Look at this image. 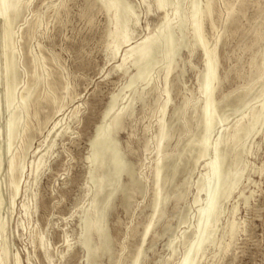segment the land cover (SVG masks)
Returning a JSON list of instances; mask_svg holds the SVG:
<instances>
[{"label": "rangeland", "instance_id": "obj_1", "mask_svg": "<svg viewBox=\"0 0 264 264\" xmlns=\"http://www.w3.org/2000/svg\"><path fill=\"white\" fill-rule=\"evenodd\" d=\"M125 1L131 5L134 15L131 14L128 22L131 43H134L157 28L162 11L156 7L155 0ZM189 2L182 0L187 13ZM206 2L199 0L197 5L205 9ZM210 3V14L203 18V34L209 47L216 46L218 55L221 81L216 97L251 88L243 100L231 97L229 104L219 107L225 117L219 125L224 123L226 127L241 116L246 117L249 109L260 102L264 106V93L258 95L264 84V70L261 74L257 70L264 53V0H210ZM112 23V12H105L94 0H30L13 24L18 61L12 78L15 96L18 99L26 87H31L34 97L24 118L28 130L17 136L8 151L5 122L11 109L4 107L1 78L0 221L3 218L5 225L0 233V264H15L16 255L21 264H90L82 244L83 216L96 188L91 172L99 171L88 159L92 150L90 141L99 123L104 124L108 119L103 115L111 93L120 89L135 71L131 60L125 68L118 66L124 45L116 55H111L108 32L113 28ZM186 31L190 42L191 31L189 28ZM218 35L220 39L215 42ZM195 49L190 55L187 47L182 46L174 56L167 85L171 98L168 121L174 105H181L185 99L193 103L199 97V76L205 61L202 49ZM151 74L153 82L143 89L144 101L134 103L133 114L117 133L120 148L129 162L128 169L140 183L129 190L127 203L121 197L115 198L105 218L112 241L110 251L99 256L95 264H131L153 211V147L159 105L165 93L162 68L158 66ZM141 87L142 83H137L136 88ZM124 93L116 104L119 108L132 94L130 90ZM191 111L188 106L185 116H190ZM21 113L24 114L23 110ZM263 118L264 107L262 123L242 139L241 154L234 158L232 153L228 158L229 164L244 170L237 177V188L222 202L214 241L206 246L199 264H264ZM183 120L177 121L178 126ZM196 120L183 129H177L174 121L175 132L167 146L173 152L171 161H178L184 153L190 135L202 134L203 128L195 126ZM55 122L57 126L53 127ZM217 128L218 125L211 139L217 136ZM11 152L23 165L13 199L8 172ZM192 152L163 190L166 194L178 190L183 195L177 201L168 202L166 216L146 236L140 264H178L195 237L197 211L205 202L204 192H198V179L205 172V163L212 152L199 159H196L198 148ZM126 178V172L116 174L108 188L125 182ZM232 220L236 226L231 235L229 222ZM3 247L8 252L6 260L1 259Z\"/></svg>", "mask_w": 264, "mask_h": 264}, {"label": "bare ground", "instance_id": "obj_2", "mask_svg": "<svg viewBox=\"0 0 264 264\" xmlns=\"http://www.w3.org/2000/svg\"><path fill=\"white\" fill-rule=\"evenodd\" d=\"M94 1L100 3L105 12H112L113 28L108 32L110 38L108 47L111 55H116L121 46L124 45L125 49L118 66L125 68L128 61L131 60L135 65V71L128 76L125 84L120 89L111 93L110 101L103 115L104 117L108 116V119L104 124L102 121V124H97L96 134L90 141L92 150L88 155V159L99 171L91 172V179L95 182L96 188L92 195L90 207L86 209L83 216L82 244L85 247L86 259L90 264H95L99 256L110 251L112 241L106 228L105 218L111 210L115 198L121 197L122 201L127 203L130 197L129 190L140 183L139 178L130 173L128 169L129 162L120 148L117 133L123 127L125 120L133 114L134 103L137 100L144 101L143 89L153 82L151 72L159 66L163 70V91L165 95L160 105L158 104V130L155 134L153 147L155 151V163L152 172L154 185L153 211L144 227L141 242L131 264H140L142 261L143 242L157 222L164 217L168 202L171 200L177 201L182 197V191L176 190L171 194H166L163 190L173 180L176 172L181 168L180 166L185 165L186 157H189L196 148H198L196 159L205 156L209 151L212 152V156L205 163V172L198 179V192H204L205 202L197 211V223L194 227L195 237L178 264H199L206 246L214 241V234L222 213V202L237 188L238 178L244 170V167H234L229 164L228 158L232 153H234V158H238L243 148L242 139L250 136L256 130V126L261 122L263 102L251 107L246 117L241 116L239 119H235L236 121L232 125L226 127H223L224 123L219 125L225 120V117L219 112V107L229 104L231 97L243 100L245 96L250 94L251 88L248 86L242 92L237 91L235 95H232V92H227L221 94L218 98L216 97V88L221 81L218 73V55L216 46L209 47L203 34V18L206 14H210L212 5L210 0H207L205 9L197 5L199 0H190L189 13L184 9L182 0H155L156 7L162 11L160 24L156 29L148 32L134 43H131V31L129 32L128 29L130 28L128 22L131 20V14L133 15L131 5L125 0ZM29 2L30 0H0V80L3 77L4 107L6 110L11 109L5 122V144L8 151L11 150L17 136L28 130V124L24 118L29 114V102L33 90L31 87H26L19 98L16 99V86L12 78L18 65L14 44L16 33L13 24L21 15L23 9L29 5ZM230 14L232 13L230 12ZM187 28L191 31L190 36L192 39L190 42L187 40ZM219 39L220 36L218 35L215 42ZM182 46L187 47L190 55L196 50L195 48H201L204 54L205 68L199 76V97L193 100V103L185 99L181 105H174L171 110V121H168L166 115L169 111L171 98L167 85L174 67V56ZM262 56L261 64L256 65L260 74L264 70V53ZM260 74L258 77L261 78ZM139 82L142 83L141 89L136 88ZM263 85L259 91V96L264 93ZM152 88L155 89V86ZM124 90H130L132 94L128 97L124 106L119 108L116 104H118L119 99H123ZM243 104H246L245 99ZM116 106L118 108L114 110ZM188 106L191 107L192 111L190 116L186 117L185 113ZM22 110L24 114L21 113ZM182 118L184 120L178 126L177 121ZM194 118H197L195 126H202V134L200 136L190 135L186 140L184 153L179 155L178 161H171L173 152L167 150V146L175 132L174 121L177 129H183L192 126ZM217 125V136L211 139V133ZM55 126H57V122L54 123L53 127ZM17 157L13 152L8 157L9 184L12 188L11 199L18 192V177L23 169V165ZM107 167H109V170ZM123 172L127 173L126 181L108 188L112 185L111 181L115 175ZM197 197L195 201H198ZM1 203L0 199V206ZM24 208L26 209L25 205ZM2 219L0 221L1 234L5 225ZM235 226L234 220L229 222L231 235L235 231ZM170 245L172 252H174L173 244ZM7 254V248L3 247L1 259L6 260ZM15 264H21L17 255Z\"/></svg>", "mask_w": 264, "mask_h": 264}]
</instances>
